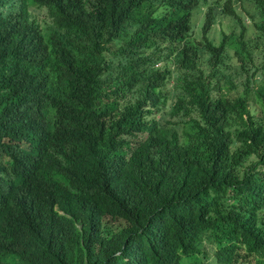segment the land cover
<instances>
[{"label": "trees", "instance_id": "1", "mask_svg": "<svg viewBox=\"0 0 264 264\" xmlns=\"http://www.w3.org/2000/svg\"><path fill=\"white\" fill-rule=\"evenodd\" d=\"M1 18L0 108L37 138L27 193L76 173L80 137L136 147L132 189L104 195L127 226L47 264H135L126 241L140 264H264V0H0ZM163 105L168 125L147 123Z\"/></svg>", "mask_w": 264, "mask_h": 264}, {"label": "clouds", "instance_id": "2", "mask_svg": "<svg viewBox=\"0 0 264 264\" xmlns=\"http://www.w3.org/2000/svg\"><path fill=\"white\" fill-rule=\"evenodd\" d=\"M168 108L163 105L147 114L146 122L167 126L174 117ZM64 120L72 123L67 117ZM135 137L136 134L130 141ZM36 140L34 131L20 118L0 108V241L3 224L8 238V244L0 249V264H47L50 259H60L65 246L82 238L89 228L101 224L112 237L127 226L126 222L120 225L113 221L104 195L121 198L130 192L134 179L118 166L122 159L135 156L136 147L123 143L118 147L121 155L116 156L114 147L105 143L101 152L106 156L102 157L96 154L90 136L80 137L83 154L76 173L58 177L52 183L40 180L36 190L27 193L26 182L38 172V168L26 163L31 142ZM134 232L143 237L150 234L142 227ZM116 255L140 264L150 256V248L126 241Z\"/></svg>", "mask_w": 264, "mask_h": 264}, {"label": "rangeland", "instance_id": "3", "mask_svg": "<svg viewBox=\"0 0 264 264\" xmlns=\"http://www.w3.org/2000/svg\"><path fill=\"white\" fill-rule=\"evenodd\" d=\"M40 16L43 17V14L40 13ZM201 18V17H200ZM157 118H159V114L157 115ZM210 255L213 253V251L209 250Z\"/></svg>", "mask_w": 264, "mask_h": 264}]
</instances>
